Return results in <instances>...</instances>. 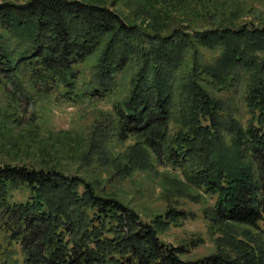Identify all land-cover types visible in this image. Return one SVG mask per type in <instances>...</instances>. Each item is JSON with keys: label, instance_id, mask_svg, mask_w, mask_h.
Listing matches in <instances>:
<instances>
[{"label": "trees", "instance_id": "16d2710c", "mask_svg": "<svg viewBox=\"0 0 264 264\" xmlns=\"http://www.w3.org/2000/svg\"><path fill=\"white\" fill-rule=\"evenodd\" d=\"M93 56L81 87L78 66ZM121 73V97L98 126V137L113 138L102 140L105 150L132 141L107 157L114 175L163 168L183 178L172 179L167 201L189 189L214 198L203 218L218 235L216 253L186 261L185 244L160 240L161 231L192 218L187 212L169 208L144 222L80 176L6 164L1 264H264L251 231L264 236V27L176 26L162 35L101 3L0 1V87L11 86L19 98L57 88L64 99L83 102L114 94ZM15 189L27 191L25 201H11Z\"/></svg>", "mask_w": 264, "mask_h": 264}, {"label": "rangeland", "instance_id": "374dc122", "mask_svg": "<svg viewBox=\"0 0 264 264\" xmlns=\"http://www.w3.org/2000/svg\"><path fill=\"white\" fill-rule=\"evenodd\" d=\"M0 1L21 3L25 0ZM84 1L105 4L118 12L127 23L162 35L176 26L186 32L205 31L219 26L235 28L244 24L264 27V0ZM203 54L212 57L210 53ZM94 61L95 56L78 66L79 84L89 80ZM123 75H119L121 84L114 94L92 100L87 98L83 102L64 99L63 91L57 88L45 94L31 89L27 97L19 98L11 86L0 87V165L54 168L68 175L80 176L98 194L116 197L132 208L144 222L151 223L169 208L187 212L192 218L178 227L171 226L161 231L160 240L176 247L185 244L188 253L182 254L181 259L186 261H196L216 253L214 240L218 235L210 234L208 223L203 218V210L213 205L214 198L189 189L185 193H175L173 199L177 195L176 199L167 201L171 181H183V178L163 168H158L159 173L155 175L138 172L128 179L114 175L109 159L124 153L132 141L109 143L105 150L106 143L113 138L98 137V126L106 124L113 103L121 97V87L125 82ZM239 118L243 123L248 118L244 110ZM107 130L108 127L104 134ZM103 139L108 140L105 143ZM10 194L12 202L27 198L26 190L15 189ZM251 231L264 252V236Z\"/></svg>", "mask_w": 264, "mask_h": 264}]
</instances>
